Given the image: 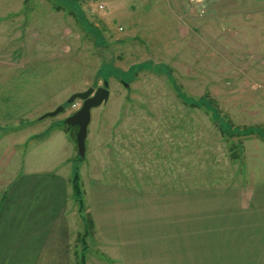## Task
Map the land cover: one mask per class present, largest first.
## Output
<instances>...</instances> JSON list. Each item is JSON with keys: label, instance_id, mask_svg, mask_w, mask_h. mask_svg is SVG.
<instances>
[{"label": "rangeland", "instance_id": "1", "mask_svg": "<svg viewBox=\"0 0 264 264\" xmlns=\"http://www.w3.org/2000/svg\"><path fill=\"white\" fill-rule=\"evenodd\" d=\"M104 82L109 98L91 110L79 158L78 128L64 121L82 102L67 101ZM20 155L73 159L78 176L84 163V187L264 180V3L209 12L180 0H0V179Z\"/></svg>", "mask_w": 264, "mask_h": 264}, {"label": "crops", "instance_id": "2", "mask_svg": "<svg viewBox=\"0 0 264 264\" xmlns=\"http://www.w3.org/2000/svg\"><path fill=\"white\" fill-rule=\"evenodd\" d=\"M180 1L198 2L209 12L264 3ZM50 138L34 142V149ZM23 156L13 175L4 171L0 179V264H77L74 242L82 235L85 264H264V180L167 191L117 177L84 187L83 163L86 229L73 204V159L34 164Z\"/></svg>", "mask_w": 264, "mask_h": 264}, {"label": "water", "instance_id": "3", "mask_svg": "<svg viewBox=\"0 0 264 264\" xmlns=\"http://www.w3.org/2000/svg\"><path fill=\"white\" fill-rule=\"evenodd\" d=\"M107 88L108 84L104 82L101 88L96 90L90 88L82 93L73 94L67 101L68 104L73 103L75 100L82 102L80 109L64 121L65 125L78 128L75 143L79 158H84L85 156V141L91 119V110L100 107L108 101L109 91ZM62 112L63 107L59 106L53 112L45 114L43 118H52Z\"/></svg>", "mask_w": 264, "mask_h": 264}, {"label": "trees", "instance_id": "4", "mask_svg": "<svg viewBox=\"0 0 264 264\" xmlns=\"http://www.w3.org/2000/svg\"><path fill=\"white\" fill-rule=\"evenodd\" d=\"M73 1H76V0H73ZM71 185H72V192H73V199H74V202L76 203L77 205V209H78V214L80 216V219H82L84 221V218H83V214H82V211L84 210V206L83 203H82V200H81V190H80V185H79V176H78V172H77V167L74 166V170H73V174H72V180H71ZM85 225H86V229H90L91 228V220L88 216V219L87 221L85 220ZM82 238V252H81V255L79 256L78 258V264H85V235H82L81 236ZM85 250V251H84Z\"/></svg>", "mask_w": 264, "mask_h": 264}, {"label": "built area", "instance_id": "5", "mask_svg": "<svg viewBox=\"0 0 264 264\" xmlns=\"http://www.w3.org/2000/svg\"><path fill=\"white\" fill-rule=\"evenodd\" d=\"M98 8H99V9H103V6L100 5V6H98Z\"/></svg>", "mask_w": 264, "mask_h": 264}]
</instances>
